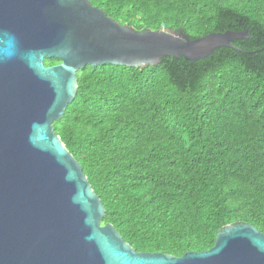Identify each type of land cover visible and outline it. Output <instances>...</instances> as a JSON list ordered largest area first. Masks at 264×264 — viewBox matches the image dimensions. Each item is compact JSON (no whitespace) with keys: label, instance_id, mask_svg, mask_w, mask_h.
Here are the masks:
<instances>
[{"label":"trees","instance_id":"obj_1","mask_svg":"<svg viewBox=\"0 0 264 264\" xmlns=\"http://www.w3.org/2000/svg\"><path fill=\"white\" fill-rule=\"evenodd\" d=\"M136 30L246 31L204 58L76 72L52 122L135 251L181 256L228 224L264 233V0H90ZM60 62L44 57V65Z\"/></svg>","mask_w":264,"mask_h":264},{"label":"water","instance_id":"obj_2","mask_svg":"<svg viewBox=\"0 0 264 264\" xmlns=\"http://www.w3.org/2000/svg\"><path fill=\"white\" fill-rule=\"evenodd\" d=\"M242 37L136 30L90 0H0V264H264V233L250 223L224 226L202 251H135L101 223L105 208L52 125L87 64L194 61Z\"/></svg>","mask_w":264,"mask_h":264},{"label":"clouds","instance_id":"obj_3","mask_svg":"<svg viewBox=\"0 0 264 264\" xmlns=\"http://www.w3.org/2000/svg\"><path fill=\"white\" fill-rule=\"evenodd\" d=\"M7 58V51L6 49H2V51H0V59L4 60Z\"/></svg>","mask_w":264,"mask_h":264}]
</instances>
